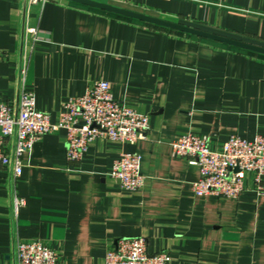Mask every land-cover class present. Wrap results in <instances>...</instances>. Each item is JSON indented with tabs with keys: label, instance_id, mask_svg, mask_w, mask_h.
I'll list each match as a JSON object with an SVG mask.
<instances>
[{
	"label": "crops",
	"instance_id": "crops-1",
	"mask_svg": "<svg viewBox=\"0 0 264 264\" xmlns=\"http://www.w3.org/2000/svg\"><path fill=\"white\" fill-rule=\"evenodd\" d=\"M92 1L264 48V0ZM98 81L148 116L146 138L97 139L71 162L58 130L23 154L14 184L0 167V264H13L15 238L44 243L58 264H105L116 239L135 236L169 264H264V195L252 175L236 199L196 196L198 167L170 145L193 134L218 151L230 136L264 137V55L69 0H0V104L16 109L23 87L54 122ZM123 152L140 158L139 190L107 175ZM13 196L24 202L15 220Z\"/></svg>",
	"mask_w": 264,
	"mask_h": 264
},
{
	"label": "built area",
	"instance_id": "built-area-1",
	"mask_svg": "<svg viewBox=\"0 0 264 264\" xmlns=\"http://www.w3.org/2000/svg\"><path fill=\"white\" fill-rule=\"evenodd\" d=\"M48 0H25L28 5H43ZM246 12L245 10H238ZM25 35L37 38L35 28H25ZM25 68L20 66L19 78ZM66 131V157L79 161L88 145L97 139H108L122 144H134L146 138L148 116L136 113L114 99L107 82H94L83 95L69 98L61 105L56 120L36 110L32 92L20 88L16 109L0 104V167L10 169L14 184L23 168L22 156L44 135ZM172 155L185 158L199 169V178L192 183L196 196H222L236 199L244 190L246 173L252 175L255 191L264 195V137L246 140L230 136L220 150L209 148L206 137L186 134L171 142ZM109 177L123 189L139 190L144 176L140 172V158L136 154L121 153L113 161ZM24 202L13 196L11 217ZM165 252L151 254L142 236L123 237L115 240L105 254V264H169ZM13 264H58L57 255L39 241L13 240Z\"/></svg>",
	"mask_w": 264,
	"mask_h": 264
},
{
	"label": "water",
	"instance_id": "water-1",
	"mask_svg": "<svg viewBox=\"0 0 264 264\" xmlns=\"http://www.w3.org/2000/svg\"><path fill=\"white\" fill-rule=\"evenodd\" d=\"M78 4H82V5H86L89 7H93V8H97L106 12H111L114 14H119L122 16H127L129 18H133V19H137V20H141V21H145L154 25H158V26H162V27H166L169 29H173V30H177L186 34H190V35H194V36H198L201 38H205V39H209V40H213L222 44H226L229 46H234L237 48H241L247 51H251V52H255L258 54H262L264 55V48L262 47H258V46H254L251 44H247L245 42H241V41H237L231 38H227V37H223L217 34H213V33H209V32H205V31H201L198 29H194V28H190L187 26H183V25H179V24H175V23H171L168 21H164V20H160L157 18H152L149 16H145L142 14H138V13H134L128 10H123L121 8H117V7H113V6H109L106 4H102L99 2H95L92 0H69Z\"/></svg>",
	"mask_w": 264,
	"mask_h": 264
}]
</instances>
